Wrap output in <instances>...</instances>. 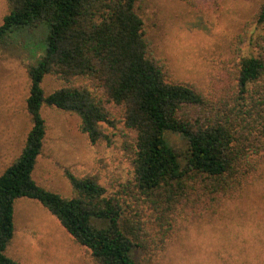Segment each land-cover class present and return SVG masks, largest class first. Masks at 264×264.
<instances>
[{"label": "trees", "instance_id": "16d2710c", "mask_svg": "<svg viewBox=\"0 0 264 264\" xmlns=\"http://www.w3.org/2000/svg\"><path fill=\"white\" fill-rule=\"evenodd\" d=\"M0 47L15 29L46 23L47 46L28 67L26 110L32 123L20 156L0 175V264L15 234L16 201H37L96 264L150 263L182 223L217 215L264 176V3L252 22L250 51L223 60L204 93L169 80L151 53L139 6L144 0H6ZM62 81L47 94L46 77ZM79 118L91 145L120 137L131 177L107 193L92 176L66 173L63 198L33 180L46 135L41 109ZM111 130L112 132H109ZM166 131L187 143L184 163Z\"/></svg>", "mask_w": 264, "mask_h": 264}, {"label": "rangeland", "instance_id": "374dc122", "mask_svg": "<svg viewBox=\"0 0 264 264\" xmlns=\"http://www.w3.org/2000/svg\"><path fill=\"white\" fill-rule=\"evenodd\" d=\"M264 0H144L139 6L151 54L163 60L169 80L189 83L202 92L221 62L238 49L250 51L258 34L252 19ZM9 13L0 0V25ZM46 23L15 29L0 47V175L20 156L32 123L26 110L28 67L36 66L47 46ZM62 81L46 77L50 94ZM46 135L33 171L34 182L63 198L72 190L66 178L94 177L107 193L131 177L120 137L112 145H91L79 118L53 107L41 109ZM109 132H112L109 130ZM184 163L187 143L177 133L163 136ZM15 234L7 255L18 264H96L58 220L37 201L21 198L14 211ZM136 264H264V176L243 199L225 204L213 217L182 223L166 249L148 263L136 252Z\"/></svg>", "mask_w": 264, "mask_h": 264}]
</instances>
